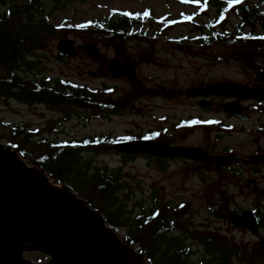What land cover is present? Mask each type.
<instances>
[{
  "label": "rangeland",
  "instance_id": "obj_1",
  "mask_svg": "<svg viewBox=\"0 0 264 264\" xmlns=\"http://www.w3.org/2000/svg\"><path fill=\"white\" fill-rule=\"evenodd\" d=\"M149 7L154 8L158 15L167 11L162 1L151 0L45 2V19L55 30L52 38L47 39L39 51L37 70L31 74L32 78L52 84L56 80H65L92 89L108 88V98L129 104L120 114L73 110L75 116L64 122L62 115L46 106H28L13 100H0V142L7 146L10 129L24 123L28 131L35 135L63 142H81L97 137H134L135 141H141L149 140L148 136L155 132L152 141L156 142L184 147L202 143L200 131L191 132L185 125L179 124V120L194 114L193 102L153 97V91L162 85L175 90L188 86L187 77L191 74L192 63L198 62L186 51H175L161 38H141L140 25L129 28L139 38L126 44L118 39H106L104 34L96 30L98 24L107 20L113 11L141 13ZM63 40L76 43L77 58H64L59 54L57 46ZM87 44L98 47L103 55L101 61H95L84 53ZM119 56L134 67V77L116 79L110 75L108 64ZM176 75H179L177 86L174 83ZM134 87L138 90L135 91ZM254 147L253 144L245 146L241 159L254 151ZM155 160L147 156L120 155L112 149L102 154L89 153L81 163H90L93 168L106 167L109 171L121 170L122 182L127 184L124 192L126 197L123 196L122 200L123 204L126 203V219H134L143 212V207L150 208L156 199L158 204L168 209L172 217L177 218L181 227L188 226L192 233L196 232L195 235L218 233L236 247L256 252L261 263H264V228H260L257 234H251L233 226L227 217L212 215L210 208L220 203L229 207L228 217L231 213L243 214L249 210L258 217L264 216V198L248 187L254 182L264 189L263 164L257 167L241 164L199 170L195 164L185 161H169L166 168H160ZM129 230V227L124 226L116 231L124 240ZM187 244L192 246L195 253L191 262L203 260L204 248L193 240ZM27 257L37 262L47 260L45 255L37 253H30ZM232 264L240 263L233 261Z\"/></svg>",
  "mask_w": 264,
  "mask_h": 264
},
{
  "label": "trees",
  "instance_id": "obj_2",
  "mask_svg": "<svg viewBox=\"0 0 264 264\" xmlns=\"http://www.w3.org/2000/svg\"><path fill=\"white\" fill-rule=\"evenodd\" d=\"M47 1L59 4L70 0H0V100L46 106L62 115L64 122L75 116L73 110L99 114H120L126 110L129 103L112 101L108 98V88L92 89L65 80H56L52 84L32 78L31 74L37 70L39 51L55 30L45 19ZM140 21V14L113 11L96 30L106 39H118L126 44L139 38L128 29ZM134 90L138 88L134 87ZM36 136L39 139H35ZM154 138V135L148 136L150 140ZM128 141L135 139L97 137L81 142H63L35 135L21 123L10 129L7 146L22 160L44 170L54 185L70 187L87 205L101 213L114 230L129 227L124 242L144 256L145 264H232L233 261L264 264L256 252L236 247L218 233L195 235L196 232L192 233L188 226L181 227L177 218L172 217L156 199L150 208L143 207V212L134 219H126V203L123 204L122 200L123 196L126 197L127 184L122 182L121 170L93 168L90 163L81 162L89 153H107L114 150L116 143ZM156 162L160 168L168 166L160 159ZM210 208L212 215L230 220L228 206L219 203ZM258 220L260 228H264V216ZM189 240L204 248L203 260L191 262L195 253L187 244Z\"/></svg>",
  "mask_w": 264,
  "mask_h": 264
},
{
  "label": "flooded vegetation",
  "instance_id": "obj_3",
  "mask_svg": "<svg viewBox=\"0 0 264 264\" xmlns=\"http://www.w3.org/2000/svg\"><path fill=\"white\" fill-rule=\"evenodd\" d=\"M151 1H162L167 11L158 15L149 7L141 13L132 12L141 15V21L135 24L141 26V38H161L175 51H186L198 62L192 63L188 86L173 89L178 93L175 97H153L193 102L194 114L182 118L179 124L191 132L200 131L203 142L185 147L202 149L209 157L204 163L160 160L185 161L199 170L264 165V39H260L264 37V0ZM175 77L177 86L179 75ZM217 85L224 87H214ZM163 87L172 89L162 85L157 90ZM252 144L255 150L241 159L244 147ZM248 187L264 198L259 184L252 182Z\"/></svg>",
  "mask_w": 264,
  "mask_h": 264
},
{
  "label": "water",
  "instance_id": "obj_4",
  "mask_svg": "<svg viewBox=\"0 0 264 264\" xmlns=\"http://www.w3.org/2000/svg\"><path fill=\"white\" fill-rule=\"evenodd\" d=\"M61 56L75 59L76 43L60 41ZM84 53L95 61L103 55L94 44ZM116 79L134 77L135 69L120 56L108 64ZM223 88L224 85L214 86ZM175 90H155L153 96ZM114 150L125 156H150L161 159H186L207 162L209 157L199 148L176 147L162 142L131 141L115 144ZM236 228L257 234L258 218L254 211L232 213ZM37 253L49 258L48 264H144V256L129 246L108 226L103 215L86 204L68 187L54 185L45 171L30 166L19 154L0 142V264H32L26 254Z\"/></svg>",
  "mask_w": 264,
  "mask_h": 264
},
{
  "label": "snow or ice",
  "instance_id": "obj_5",
  "mask_svg": "<svg viewBox=\"0 0 264 264\" xmlns=\"http://www.w3.org/2000/svg\"><path fill=\"white\" fill-rule=\"evenodd\" d=\"M260 39H264V37H260Z\"/></svg>",
  "mask_w": 264,
  "mask_h": 264
}]
</instances>
